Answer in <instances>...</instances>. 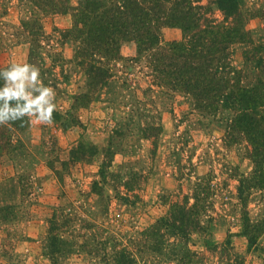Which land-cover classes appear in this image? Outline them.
<instances>
[{
  "label": "rangeland",
  "instance_id": "1",
  "mask_svg": "<svg viewBox=\"0 0 264 264\" xmlns=\"http://www.w3.org/2000/svg\"><path fill=\"white\" fill-rule=\"evenodd\" d=\"M96 1L103 14L124 0ZM196 1L223 21L214 0ZM81 3L69 0L65 14H54L45 1L0 0V70L35 65L56 94L53 123L27 115L10 122L14 149L0 159V264H264V234L251 247L243 233L239 187L252 184L255 166L245 142L227 144L232 111L209 116L163 93L145 60H135L134 41L122 44L118 61L83 59L81 40L69 33ZM242 3L251 38L264 47V0ZM182 36L162 30L164 43ZM250 47L233 48L247 85L264 75L247 68ZM92 67L107 75L100 80ZM201 180L213 191L201 231L171 237L159 221L186 196L194 203ZM64 207L71 212L61 227L67 245L53 262L49 221ZM247 211L253 223L264 221V190H251Z\"/></svg>",
  "mask_w": 264,
  "mask_h": 264
},
{
  "label": "trees",
  "instance_id": "2",
  "mask_svg": "<svg viewBox=\"0 0 264 264\" xmlns=\"http://www.w3.org/2000/svg\"><path fill=\"white\" fill-rule=\"evenodd\" d=\"M43 1L54 14H65L69 10V0H34L36 4ZM198 2L124 0L110 9L113 12L99 14L104 5L100 1L86 0L85 5L81 3L72 10L73 27L69 33L75 41L81 40L78 53L85 60L106 57L118 61L122 44L134 41L138 47L135 60H145L152 85L163 93L183 96L194 110L209 116L217 117L224 110L232 111L234 117L227 126V144L245 142L248 158L255 166L252 184L248 187L245 183L244 186L242 181L239 187L244 209L243 233L252 247L264 234V221L253 223L247 211L251 190H264V75L260 73L257 80L248 85L243 83L244 69L234 67L233 48L238 43L251 46L244 53L247 68L262 72L264 47L256 46L251 38L247 29L249 18L243 11L242 0H214L223 16L220 22L208 6L196 5ZM164 28L180 29L182 39L164 43ZM92 69L93 75L100 80L107 75L105 70ZM3 79L0 74L1 85ZM9 103L10 107H16V101ZM2 106L3 101H0ZM15 134L10 122L0 125V159L14 149ZM129 186L133 185L129 183ZM211 195L210 185L201 180L193 189L194 203L191 204L188 196L182 203H174L169 215L159 221V226L165 222L161 225L167 228L171 237H187L200 232L202 214L210 210L207 202ZM70 215L67 208H59L49 221L46 246H49L47 255L53 262L59 261L67 245L61 227L70 221Z\"/></svg>",
  "mask_w": 264,
  "mask_h": 264
},
{
  "label": "clouds",
  "instance_id": "3",
  "mask_svg": "<svg viewBox=\"0 0 264 264\" xmlns=\"http://www.w3.org/2000/svg\"><path fill=\"white\" fill-rule=\"evenodd\" d=\"M0 74L5 79V85L0 89V101H3V106L0 107V125L23 122L25 115L32 123H53V113L56 110L55 90L43 85L38 67L28 63H12L9 68L0 71ZM11 101H16L15 108L10 107Z\"/></svg>",
  "mask_w": 264,
  "mask_h": 264
}]
</instances>
